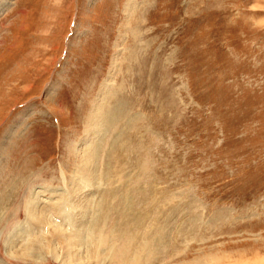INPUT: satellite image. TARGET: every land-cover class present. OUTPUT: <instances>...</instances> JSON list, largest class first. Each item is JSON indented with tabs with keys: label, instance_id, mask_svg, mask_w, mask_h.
<instances>
[{
	"label": "rangeland",
	"instance_id": "obj_1",
	"mask_svg": "<svg viewBox=\"0 0 264 264\" xmlns=\"http://www.w3.org/2000/svg\"><path fill=\"white\" fill-rule=\"evenodd\" d=\"M82 174L80 240L99 189L150 219L142 264H264V0H0V240L33 195L67 223ZM52 227L0 264H90Z\"/></svg>",
	"mask_w": 264,
	"mask_h": 264
},
{
	"label": "bare ground",
	"instance_id": "obj_2",
	"mask_svg": "<svg viewBox=\"0 0 264 264\" xmlns=\"http://www.w3.org/2000/svg\"><path fill=\"white\" fill-rule=\"evenodd\" d=\"M107 121H108V116H107ZM77 169H79L78 166H77ZM81 170L83 171V169H81ZM99 174L100 175H98V179H101L100 183L102 182L104 184L105 180L109 181V179H110V177H108L109 170L105 171V172H102V173H99ZM79 177H80V175H79ZM91 178H92L91 175L87 176V175L84 174L83 176L80 177V179H82L83 181L81 180L79 182H76V184H75L76 185V187H75L76 189L75 188L73 190L71 189L72 190V192H71V197H72L71 206L69 205L70 206V210L69 211L66 210V211L69 212V214H71L72 216H71L70 220L67 219V220H69L68 222L65 219L67 223L64 224V221L61 218V213H60V210L62 208L61 202L57 201V202H55V204H52V203L51 204H46V207H43L42 204H40L41 202L39 203L40 198L38 199L37 196L35 197L33 195V196L28 198V200L25 202L24 207H23L24 208V210H23L24 211V215L26 214V218L28 219V222H27L28 224L26 223L27 224L26 227L28 229H31V234H28V237L22 236L20 234H18V235L16 234L17 236L11 234L13 231H16L17 228H18V232L20 233V231L22 229L20 226H22L23 223L15 224V225H13L14 223H12V225H13L12 226L10 221H8V225L10 223L11 226L9 225V227H6L4 232H6L7 236H6V238H5V236H3L2 239L0 240V243L2 245H6V246H8L10 244V245H13V247H14L17 242H21L19 244V247H18L19 251H26V252L28 251L29 252L32 249H33L32 251H34V250L42 251L43 250L42 248H28L29 246H32L34 244V243H30L29 241L33 237H35L37 229H39V228L43 229L44 225L47 224V226L48 225L49 226L53 225V227H52L53 231L51 232L50 243H52L53 240H54L53 242L56 241L57 243H65V240H68L69 241L68 244L67 245L64 244V247H63V251L64 252L66 251L65 254L68 253V249H70L74 245L85 246V247H83V248H85V249H83V251L85 252L83 254H85L86 257L81 258V260L83 259V261H86V263H90V264H124L125 260H126V262H130V263H133V264H142L143 261L146 263V262H148V260H151L150 259L151 252H150V249H149L150 248V245H149L150 242L148 243V246H147V244H146L147 242L145 240L146 239V234H147L146 232H148V231L145 232V228H147L145 226H146V224L150 223V219L146 223V221H144V217H142L140 215L139 211L137 212L138 213L137 216H139L138 217V223L136 222V218H135L134 214H132L131 219L128 218L127 217V215L129 216L128 211L125 210L124 207H123V204L125 203L126 199H128V198H126V199L125 198H122V199L119 198L113 204L112 201L109 200L113 196L110 197L109 194H106L105 191L101 192L98 189L97 190L98 192L103 193V197L106 200V204H105L104 207H101V206L99 207L100 208L98 210V216L99 217H98L97 220L94 221L95 224H92V222H91L90 229H92V231L90 230V234L87 233L88 237L84 238V235H83V239L80 240L81 232L80 233L78 232L79 231L78 228H75L74 231L72 230V228L75 226L74 222H73L75 211H73V209L74 208L76 209V207L73 206L74 205L73 202L74 201L79 202V198H81L84 195H86L90 190H92V189L96 190L95 186H94L95 184H94V182L91 181ZM37 181H38V183L40 182L38 179H37ZM22 183H23L22 184L23 187L28 185V182L24 181ZM33 184H34V181H32V183H29V186H33ZM83 185H85V186L89 185V186L85 187ZM43 187L45 188V185ZM82 187H84V188H82ZM23 191L25 192V195L27 194L26 195V197H27L29 195V193H27V191L25 189H23ZM2 194L4 196V191L2 192ZM15 194H17V193H15ZM77 194H78V196H77ZM124 194L125 193H123V195ZM127 195L128 194L126 193V196ZM114 197H116V196H114ZM25 200H26V198H25ZM112 200L115 201V198L112 199ZM86 203L90 204L89 201H86ZM18 204H16V205H18ZM89 206H90V209H91L92 208V204H90ZM102 206H103V204H102ZM17 207H19V206H17ZM63 208H64V206H63ZM67 208L69 209V207H67ZM131 209L133 210V208H131ZM134 210H136V209H134ZM59 214H60V216H57ZM55 215L59 218V221H60L59 224L62 227L56 226L57 225L56 223H58V222H56V220H55V222H56L55 224L56 225H54V221H50V219H52L53 217H56ZM152 216H154V215H152ZM44 217H45V219H44ZM116 217H118L116 228L108 229L110 226H115L116 223H115L114 219ZM111 218H112L113 221H111ZM99 220L102 222V224L100 223V225H99V222H98V225H97L96 221H99ZM107 222H109V223L111 222V225L109 223H107ZM119 224H121L122 227ZM5 225H7V224H5ZM30 226H34V229L30 228ZM67 227H68V229H67ZM52 228H51V230H52ZM66 230H68V231H66ZM0 234L2 235V232H0ZM106 234H109V235H106ZM39 236H41V234L36 236V237L38 238ZM42 239L43 238H39L38 241H42ZM80 241H82L81 244L79 243ZM47 245L49 246V244H47ZM109 245L112 246V248H113L112 250H110L108 248ZM39 246L42 247L41 244H39ZM52 246H50V248ZM52 248L54 249V247H52ZM5 250H7V249H5ZM119 250L122 251V256L118 254ZM123 250H124V254L125 255L123 254ZM7 251H9V250H7ZM142 251H143V253H142ZM102 252H105V255H107V256L102 257L103 256L101 254ZM10 253H12V252H10ZM17 253H19V252H17ZM93 255H95V256H93ZM71 256H73V255H71ZM16 258L17 259L19 258L21 260L22 259L25 260L28 257L27 256H22L20 258L19 255L17 256L14 253L13 257H11V259H9V257L7 258L8 259L7 264H9V263L11 264L12 260H16ZM76 264H79V263L76 262Z\"/></svg>",
	"mask_w": 264,
	"mask_h": 264
}]
</instances>
